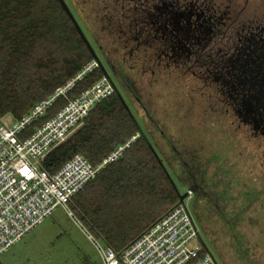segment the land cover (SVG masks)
Wrapping results in <instances>:
<instances>
[{
  "label": "trees",
  "instance_id": "obj_1",
  "mask_svg": "<svg viewBox=\"0 0 264 264\" xmlns=\"http://www.w3.org/2000/svg\"><path fill=\"white\" fill-rule=\"evenodd\" d=\"M80 27L98 57L102 51L111 63L101 42L93 40L95 34L90 27ZM93 60L58 0H0V119H21ZM103 76L101 67L94 70L76 84L69 98L79 97ZM121 96L125 103L115 93L98 105L85 124L43 162V169L50 175L76 155L98 165L139 135L121 158L70 203L86 228L117 252L130 246L186 198L187 193L181 194L179 186L194 192L193 210L199 227L204 208L216 205L220 199L198 154L188 163L175 153L180 173L173 172V178L150 134L144 132ZM66 104L64 98L59 99L30 132L55 117ZM218 212L222 218L228 217L222 208ZM206 250L210 251L207 246Z\"/></svg>",
  "mask_w": 264,
  "mask_h": 264
},
{
  "label": "rangeland",
  "instance_id": "obj_2",
  "mask_svg": "<svg viewBox=\"0 0 264 264\" xmlns=\"http://www.w3.org/2000/svg\"><path fill=\"white\" fill-rule=\"evenodd\" d=\"M93 16L95 12L91 11ZM89 29L125 77L127 97L107 70L144 132L150 134L173 178V172L180 173L175 153L188 163L198 154L206 177L216 184L213 190L220 199L216 205L204 208L200 231L219 264H264V153L260 142L246 134H236L237 125L218 113V106L212 110L210 93L189 76L154 70L146 61L153 53L144 55L145 47L128 43L124 27L100 25ZM6 121L12 124L14 119ZM179 187L181 194L187 193L186 187ZM194 199L195 195L186 204L195 218ZM221 208L227 218L221 217ZM70 209L74 217L59 208L2 255L0 264H101L86 230L95 240H102Z\"/></svg>",
  "mask_w": 264,
  "mask_h": 264
},
{
  "label": "built area",
  "instance_id": "obj_3",
  "mask_svg": "<svg viewBox=\"0 0 264 264\" xmlns=\"http://www.w3.org/2000/svg\"><path fill=\"white\" fill-rule=\"evenodd\" d=\"M98 68L99 62L93 60L21 119H0V257L59 208L74 217L70 209L73 199L139 138L136 135L98 165L76 155L53 175L43 169L45 158L79 130L98 105L116 93L113 81L103 76L79 97L69 98L76 84ZM61 98L67 104L57 115L30 132ZM9 117L14 119L12 124L6 121ZM192 196L193 191L188 190L180 204L121 252L95 240L83 228L101 264H219L206 250L200 227L186 204Z\"/></svg>",
  "mask_w": 264,
  "mask_h": 264
},
{
  "label": "flooded vegetation",
  "instance_id": "obj_4",
  "mask_svg": "<svg viewBox=\"0 0 264 264\" xmlns=\"http://www.w3.org/2000/svg\"><path fill=\"white\" fill-rule=\"evenodd\" d=\"M64 1L79 26L124 27L128 43L153 53L146 61L154 70L189 76L210 93L212 110L218 106L264 153V0ZM99 57L127 97L125 77Z\"/></svg>",
  "mask_w": 264,
  "mask_h": 264
},
{
  "label": "water",
  "instance_id": "obj_5",
  "mask_svg": "<svg viewBox=\"0 0 264 264\" xmlns=\"http://www.w3.org/2000/svg\"><path fill=\"white\" fill-rule=\"evenodd\" d=\"M58 1L61 3V5H62L63 8L65 9L66 13L68 14V16L71 18V20H72L73 23L75 24L77 31L79 32V34H80V36L82 37L83 41H84L85 44L87 45V47H88V49L90 50L91 54L93 55V58H94L96 61L99 62L100 67H101L102 71L104 72V75H105L106 77H109V78H110V76H109L107 70L105 69V67H104V66L102 65V63L100 62V59H99L98 55L95 53V51H94V49L92 48L91 44H90L89 41L87 40V38H86L84 32L82 31L81 27H80V26L78 25V23L76 22V20H75L73 14L71 13V11H70V9L68 8V6L66 5L65 1H64V0H58ZM110 79H111V78H110ZM115 90H116V94L119 95V97L121 98V100L124 102V100H123V98H122L120 92H119L116 88H115ZM124 103H125V102H124ZM183 200H184V198H183Z\"/></svg>",
  "mask_w": 264,
  "mask_h": 264
}]
</instances>
